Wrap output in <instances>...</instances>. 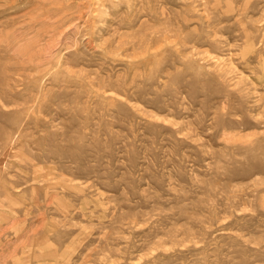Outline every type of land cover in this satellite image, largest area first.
<instances>
[{
	"label": "rangeland",
	"instance_id": "374dc122",
	"mask_svg": "<svg viewBox=\"0 0 264 264\" xmlns=\"http://www.w3.org/2000/svg\"><path fill=\"white\" fill-rule=\"evenodd\" d=\"M0 264H264V0H0Z\"/></svg>",
	"mask_w": 264,
	"mask_h": 264
}]
</instances>
